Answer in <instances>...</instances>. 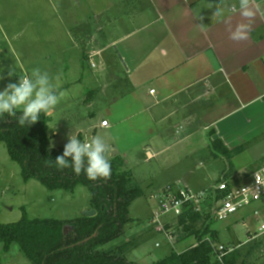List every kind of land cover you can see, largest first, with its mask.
<instances>
[{
    "label": "rangeland",
    "instance_id": "rangeland-1",
    "mask_svg": "<svg viewBox=\"0 0 264 264\" xmlns=\"http://www.w3.org/2000/svg\"><path fill=\"white\" fill-rule=\"evenodd\" d=\"M52 6L55 4H50L48 0H0V76L5 77L0 80V91L7 83L18 82L19 76L30 74L34 67L47 71L58 92L64 93L58 105L48 112L51 119L48 136L52 148L64 146L70 134L78 139L80 135L82 142L86 138H102L110 146V151L106 154L108 160L123 146L130 148L126 161L131 167L127 169L132 171L142 196L135 199L129 207L130 217L134 221L125 227L124 234L115 241L118 245L131 243L124 252L125 258L137 264H154L173 251L183 252L198 241L195 236H191L172 246L165 234L158 232L157 225L152 224L153 214L158 207L155 196L168 185L187 187L184 182L179 181L183 178L190 183L195 180L194 185L198 188L209 189L223 179L222 173L228 170L227 173L230 174L226 173V180L232 181L231 178L236 177L232 173L234 168H230L227 159L212 158V150L207 148L189 158H183L176 167L168 168L165 172L154 162H149L146 155L148 141L145 139L151 131H161L162 128L151 127L148 120H145V115L121 123L127 113H130L124 110L128 105L122 100L125 94L130 95L128 93L132 87L126 80L128 64L119 54L131 41L117 46H109L114 41L112 39L100 38L96 41L99 43L98 47L108 49L101 56L105 72H100L102 68L98 64L99 58L92 60L97 69L92 68L89 61L83 60L82 47L90 45L92 41L85 39L74 23L78 16L77 5H73L71 9ZM87 10L89 9L83 10L84 14H87ZM113 11L109 14L110 19L118 24L117 18L113 20ZM87 26L89 29L93 28L89 31L93 34L95 25ZM101 26L111 29L117 25L108 23ZM147 29L146 32H153V29ZM158 42L161 41L148 43L136 36V46L131 49L139 46L157 49ZM156 43L158 44L155 45ZM133 59L135 61L137 57ZM9 70L15 74L11 78H8ZM143 100L142 105H132L137 106L134 108L137 112L143 106L152 104L149 99ZM102 121L109 122V127L103 128ZM166 130H171L166 143L173 141L171 138L178 140L182 137L180 133L176 134L178 131L173 126ZM179 154L186 157L188 153L183 151ZM262 154L264 152H252L236 164L241 167L251 155ZM239 177L241 176L238 175ZM89 207V192L85 187H77L73 192H50L36 179L24 180L21 167L10 158L5 143L0 142V224L19 222L24 213L30 219L72 220L81 217ZM239 214L224 221H207L212 232L217 231V238L213 237L215 245H232L236 240V244L240 245L249 240L248 227L238 219ZM171 219L173 218H164L163 222ZM234 221L238 222L235 224ZM263 224L264 220L260 217L252 221L250 227L260 233L259 228ZM239 247L243 258L236 264H264V235L255 244ZM0 264L32 263L17 245L14 244L5 251L0 244Z\"/></svg>",
    "mask_w": 264,
    "mask_h": 264
},
{
    "label": "crops",
    "instance_id": "crops-1",
    "mask_svg": "<svg viewBox=\"0 0 264 264\" xmlns=\"http://www.w3.org/2000/svg\"><path fill=\"white\" fill-rule=\"evenodd\" d=\"M48 2L55 4L53 8L61 6L71 9L73 5H77L78 16L76 22H73L79 27L80 34L92 41L90 45L82 47V56L87 57L94 69L97 68L92 60L99 58L98 64L102 68L100 72H105L101 56L108 49L98 47L99 43L96 41L100 38L114 40L109 46L131 41L119 54L128 64L126 80L132 87L128 93L130 95L125 94L122 100L128 105L124 110L130 113H127L121 123L145 115L147 118H144L151 127L162 128L161 131H151L145 139L148 141L146 155L149 162H154L165 172L168 168L176 167L183 158H189L206 148L212 150V158H224L211 147L213 141L220 140L229 150L245 147L240 155L231 160V168H234L232 173L236 176L231 180L236 184L242 183L250 173L264 165V154L251 155L241 167L236 164L252 152H264V19L257 16L249 39L235 42L229 39L224 23L209 19L212 14L210 5L215 0ZM256 2L264 8V0ZM72 3L74 4L71 6ZM84 9H89L87 14H84ZM111 11L114 13L113 20L117 18L118 24L111 21ZM199 15L205 17L203 23L207 26L204 31L196 27L200 23L197 20ZM232 19L230 27L234 30L235 23L239 20L238 13ZM108 23L117 26H112L111 29L101 26ZM90 24L95 25L93 34L89 32L93 28L89 29L87 26ZM147 28L153 29V32H146ZM136 36L148 43L161 41L158 42L159 48L139 46L131 49L136 46ZM162 49L166 50V55L162 54ZM134 57L137 60L134 61ZM143 98L151 100L152 104L143 106L137 112L134 109L137 106L132 105L144 104ZM171 126L182 137L178 136V140L171 138L173 141L166 143L171 132L166 129H171ZM129 149L123 146L118 153L113 154V158L119 156L123 159L128 169L131 167L126 161ZM183 151L188 153L186 157L179 154ZM228 164L230 166L229 162ZM248 167L250 170H247ZM242 168L245 170L242 171ZM227 172L228 170L222 173V178ZM238 175L241 177L238 178ZM179 181L184 182L193 192L206 189L196 187L195 180L191 183L185 178ZM256 211L258 215L254 214ZM238 213V219L248 227L249 240L240 245L236 244V240L232 245L224 246L255 244L264 235V232L257 233L255 228L252 230L250 227L252 221L260 217L264 220V197ZM237 222L234 221L235 224Z\"/></svg>",
    "mask_w": 264,
    "mask_h": 264
},
{
    "label": "trees",
    "instance_id": "trees-1",
    "mask_svg": "<svg viewBox=\"0 0 264 264\" xmlns=\"http://www.w3.org/2000/svg\"><path fill=\"white\" fill-rule=\"evenodd\" d=\"M83 60L87 61L85 55ZM20 114L17 111L15 117L7 114L0 116V142L5 143L10 158L21 167L24 180L36 179L50 192H73L77 187H85L89 192L90 209H94L96 215L90 218L82 215L62 221L30 219L24 213L19 222L0 224V244L3 249L8 251L12 245H17L32 264H137L124 256L131 243H115L124 234L125 227L134 221L129 212L131 203L142 196L138 183L123 159L116 156L109 160L111 178L108 180L92 181L83 172L77 176L71 168L59 170L54 160L63 153L64 146L57 149L50 146L48 124L51 119L48 113L42 112L40 119L31 126L18 124ZM78 137L82 141L81 136ZM211 147L229 161L230 168L231 160L245 150L243 146L234 150L226 149L220 140L213 141ZM226 179L223 176L218 182ZM210 220H213L210 209L203 210V213L186 209L173 220V230L179 238L176 244L195 236L197 246H190L181 253L173 251L154 264L238 263L243 255L237 245L230 246L234 250L224 256L221 262L215 258L211 244L204 239L206 235H210L212 241L213 237L217 238V232L213 233L210 223L207 224ZM166 225V229H171V225ZM65 226L70 227L67 234H64ZM96 232L95 238L80 244Z\"/></svg>",
    "mask_w": 264,
    "mask_h": 264
},
{
    "label": "clouds",
    "instance_id": "clouds-1",
    "mask_svg": "<svg viewBox=\"0 0 264 264\" xmlns=\"http://www.w3.org/2000/svg\"><path fill=\"white\" fill-rule=\"evenodd\" d=\"M212 14L209 19L213 22H222L229 39L235 42L249 39L252 26L259 16L264 19V8L256 0H215L210 5ZM238 13L239 20L235 23L234 30L230 27L233 17ZM205 17L199 15L196 25L201 31L206 29L203 21ZM166 55V50L162 49ZM9 70L8 78L14 76ZM5 79L0 76V80ZM64 93L58 92L47 71L39 67L32 68L30 74L19 76L18 82H9L0 91V116L5 114L15 117L17 111L20 126L33 125L40 119V114L53 110ZM110 146L100 137L86 138L83 142L74 135H69L68 142L64 145L63 153L58 155L54 162L59 170L71 168L79 176L82 172L89 180H108L111 178V164L107 158Z\"/></svg>",
    "mask_w": 264,
    "mask_h": 264
},
{
    "label": "built area",
    "instance_id": "built-area-1",
    "mask_svg": "<svg viewBox=\"0 0 264 264\" xmlns=\"http://www.w3.org/2000/svg\"><path fill=\"white\" fill-rule=\"evenodd\" d=\"M101 125L107 127L108 122L103 121ZM155 197L158 207L153 214L152 224L157 225L158 232L165 234L167 241L174 246L177 237L173 230L175 226L173 220L180 217L186 209L191 208L195 213H203V210L210 209L213 220L224 221L258 203L264 197V165L250 173L239 184L235 181L222 180L212 188L199 193L189 190L188 187L172 184L162 189L161 193ZM254 214L258 215V212ZM168 217L173 219L163 222V219ZM167 223L171 225V229H166ZM260 231L264 232V225L261 226ZM205 241L211 244L212 252L219 262L234 250L233 247L215 245L209 237L205 238Z\"/></svg>",
    "mask_w": 264,
    "mask_h": 264
},
{
    "label": "water",
    "instance_id": "water-1",
    "mask_svg": "<svg viewBox=\"0 0 264 264\" xmlns=\"http://www.w3.org/2000/svg\"><path fill=\"white\" fill-rule=\"evenodd\" d=\"M95 215H96V211H95L94 209H90V210L86 211V212L83 214V216H85V217H89V218H90V217H94ZM69 230H70V227H69V226H65V227H64V234H67ZM96 235H97V232L94 233L91 237H89V238H87V239L81 241L80 244H83V243H87V242H89L90 240H92L93 238H95ZM78 244H79V243H78Z\"/></svg>",
    "mask_w": 264,
    "mask_h": 264
}]
</instances>
